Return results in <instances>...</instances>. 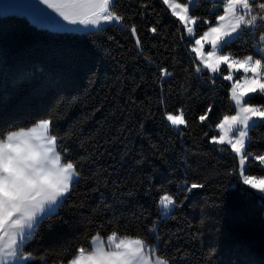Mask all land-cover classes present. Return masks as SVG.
Returning <instances> with one entry per match:
<instances>
[{"label":"trees","instance_id":"16d2710c","mask_svg":"<svg viewBox=\"0 0 264 264\" xmlns=\"http://www.w3.org/2000/svg\"><path fill=\"white\" fill-rule=\"evenodd\" d=\"M213 4L190 9L198 36L223 13ZM116 11L122 24L81 33L0 15V138L49 119L79 172L25 240L27 264H66L94 236L114 232L155 245L170 264H264V199L243 185L230 146L211 142L235 114L231 84L194 59L193 41L162 0H116ZM261 35L264 25L221 53L257 57ZM180 110L187 125L177 129L166 114ZM249 139L244 175L264 177L255 159L264 156V123ZM192 183L203 187L188 192ZM165 194L176 201L168 215Z\"/></svg>","mask_w":264,"mask_h":264},{"label":"snow or ice","instance_id":"6c2138e0","mask_svg":"<svg viewBox=\"0 0 264 264\" xmlns=\"http://www.w3.org/2000/svg\"><path fill=\"white\" fill-rule=\"evenodd\" d=\"M41 2L54 8L62 18L52 22L61 31L74 30L68 25L101 29L104 25L122 24L124 20L116 11V0H62L59 6H54L51 0ZM162 3L182 22L189 35H194L189 21L195 25L197 19L190 15L189 4L194 8L196 0H184L183 3L162 0ZM218 3L221 7L217 11L223 14L215 18V26L209 23L208 30L195 40L198 47H193L192 51L196 53L194 59L211 72L226 64L228 69L238 65L244 73H252V77H244L243 84L238 81L232 85L231 99L236 114L225 115L218 124L220 129H225V134L218 133L211 138L212 143L223 145L226 135L231 133L227 144L243 161L247 158L245 143H250L249 130L258 122L264 123V108L252 106L253 97L249 96V93L257 92L264 95V47L258 44L255 49L260 59L247 56L243 60L230 61L229 55L217 53L240 36L255 34L258 25H264V0H218ZM40 18L48 19L43 13ZM151 31L155 33L156 28ZM131 34L136 36L135 43L139 46L135 26L131 28ZM204 43L211 45L206 54ZM259 43H264V35L259 36ZM195 70L201 72L200 65ZM162 71L163 75H170L167 69ZM223 79L232 80V76ZM206 118L207 112L199 120L203 122ZM166 120L177 129L187 125L183 110L179 115L166 114ZM51 124V120L42 119L32 127L8 132L5 138H0V264H27L28 258L23 253L25 240L40 222L50 217L54 211L50 210L51 206L57 205L78 181L76 164L67 158V151L60 145L58 137L51 134ZM255 159L264 162V156ZM240 175L243 185H248L264 198V178L243 175L242 170ZM202 187V184L192 183L186 190L191 192ZM159 205L168 215L176 207V201L173 196L165 194L159 198ZM157 252L155 245H149L139 237L119 236L114 232L105 241L97 234L92 238L90 250L86 252L83 247L79 248L68 264H170Z\"/></svg>","mask_w":264,"mask_h":264},{"label":"rangeland","instance_id":"374dc122","mask_svg":"<svg viewBox=\"0 0 264 264\" xmlns=\"http://www.w3.org/2000/svg\"><path fill=\"white\" fill-rule=\"evenodd\" d=\"M210 1L214 2L213 7H212V11H215L216 9H218V8L221 7V5H219V3H218V0H210ZM51 2L53 3L54 6H59L61 4L62 0H51ZM6 5H7V7H6ZM191 7H192V4L190 3L189 4V8L191 9ZM14 13L25 15L31 21L32 24H34V25H36L38 27L47 28V29L55 30V31H61V30H57L53 26V23L52 22L55 21L56 19H62V18H59L58 17V14L54 10V8H49L46 4L42 3L41 0H0V15H8V14H14ZM41 13H43L48 19L47 20L41 19L40 18V14ZM216 23H217V21H216ZM215 24L213 26H215ZM105 26L106 25H104V27ZM189 27H192L193 28L194 35H191L190 36L189 33H188V31H187V28H185L186 35H187V37L189 39H191L193 41V47H198L197 45H195V40L196 39H199V37H200V36L197 35V30H196L197 23L195 25H192L191 24V21H189ZM68 28L69 29H74V30H68L69 32H80V33L81 32L98 31L99 30V29L93 28L91 26L85 27L83 25H68ZM207 30H208V28L205 31H207ZM262 47H264V46H262ZM210 50H211V45L210 44H207V43H204V48H203L204 53L206 54ZM217 54L218 55H227V54H222L221 52H218ZM246 57H243V58L238 59V58H233V57L230 56V61L231 60H243ZM252 57H253V59H260L261 58L260 56H257V57L256 56H252ZM208 71L213 76H215L216 74L217 75H221L222 77L231 75L232 76V80H226L227 82H229L231 84V90H232V85L235 84V83H237L238 81H239L240 84H243L244 77L245 76H247L249 78L252 77V73L251 72L244 73L243 68L240 67V66H238V65H234L231 69H228V66L226 64H221L218 67V69H217L216 72H211L210 70H208ZM230 96H231V93H230ZM249 96H252L253 97V99L251 100L252 106L264 108V95H261L259 92H257V93H249ZM245 99H247V97H245ZM260 99H262V100H260ZM231 102H232V105H233L234 104V101L232 99H231ZM235 114H233V115H235ZM253 119H256V118L254 117ZM227 127L228 126L226 125L225 128L227 129ZM25 129H27V128H25ZM216 130L221 135H224L225 134V129H220L217 126ZM230 136H231V133H229L228 135H226V137H225V141L226 142L223 145H228L227 144V139L230 138ZM248 136H249V133H248ZM217 144H219V143H217ZM246 144H247V141L245 143V147H246ZM220 145H222V144H220ZM228 146H230V145H228ZM244 151H245V149H244ZM237 156L239 158L240 172L242 170L243 171V175H244V170H245L246 165H247V158L244 159L243 161H241V156L240 155H237ZM258 162L261 163V167L264 169V162H261L260 160H258ZM256 178L257 179H260V178H264V177H256ZM258 194L261 196L260 193H258ZM65 197L62 198V200L57 205H52L51 206L50 210L51 209H54V211H52L51 214L54 213L55 211H57L60 203H62V201L65 199ZM34 229H33V231H34ZM33 231H32V233H33ZM104 239H105V241L107 240V238H104ZM91 241H92V239H91ZM91 241L89 243V246L87 248H85L86 252L90 250ZM25 256L29 260V257L27 255H25ZM66 264H68V263H66Z\"/></svg>","mask_w":264,"mask_h":264}]
</instances>
